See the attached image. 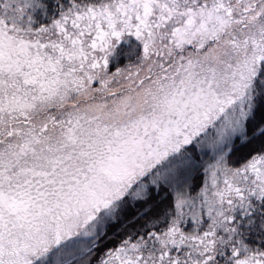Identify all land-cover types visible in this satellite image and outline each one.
<instances>
[{
  "label": "snow or ice",
  "instance_id": "6c2138e0",
  "mask_svg": "<svg viewBox=\"0 0 264 264\" xmlns=\"http://www.w3.org/2000/svg\"><path fill=\"white\" fill-rule=\"evenodd\" d=\"M0 264H264V0H0Z\"/></svg>",
  "mask_w": 264,
  "mask_h": 264
}]
</instances>
